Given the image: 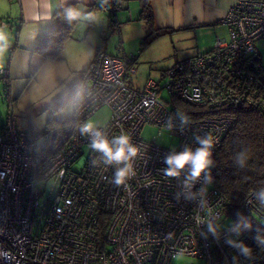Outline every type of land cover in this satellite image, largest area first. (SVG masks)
Listing matches in <instances>:
<instances>
[{
    "label": "built area",
    "instance_id": "obj_1",
    "mask_svg": "<svg viewBox=\"0 0 264 264\" xmlns=\"http://www.w3.org/2000/svg\"><path fill=\"white\" fill-rule=\"evenodd\" d=\"M119 9L116 3L101 8L104 14ZM219 24L227 39L217 38L209 52L176 62L140 87L133 84L135 56L96 53L71 97L72 117L42 137L20 130L8 115L0 129V264H172L178 257L189 264H225L226 258L232 264L235 251L224 240L233 221L224 214L226 199L214 186L213 171L207 200L211 212L219 213L210 221L221 223L219 240L194 219L207 220L208 209L183 195L177 201L179 181L160 171L171 150L198 146L197 134L212 133L215 160L234 124L232 111L251 109L264 117V65L256 48L264 41V0H237ZM0 75L7 77L6 71ZM184 106L203 114H195L184 131L175 121L169 132L164 121L177 110L185 113ZM100 109L109 112L103 125L109 136L124 132L139 149L136 175L120 187L111 182L114 168L93 166L96 154L77 130ZM146 126L176 145L143 139ZM241 213L252 230L240 239L255 256L242 264H264V251L253 240L256 229H264V207L250 194Z\"/></svg>",
    "mask_w": 264,
    "mask_h": 264
},
{
    "label": "rangeland",
    "instance_id": "obj_2",
    "mask_svg": "<svg viewBox=\"0 0 264 264\" xmlns=\"http://www.w3.org/2000/svg\"><path fill=\"white\" fill-rule=\"evenodd\" d=\"M132 4L130 2L131 8H133ZM120 13L125 14L127 11ZM92 17V20L81 18L75 25L71 34L73 39L65 43L61 60L45 62L35 76H31V74L39 65L40 59L18 50L16 53H12L11 59H9L10 47H12L11 50L15 47L16 35L9 32L6 36L2 32L4 29H0V37L5 40L9 37L12 42L2 53V38H0V68H8V63H11V67L8 69V88L6 87L7 79H2L3 77L0 75L2 77L0 78V129L8 115H11L20 130L37 132L36 135L42 137L46 135L43 131L52 126L49 124L50 120H60V125H62L64 120L70 119L73 115L72 100L71 97L66 98L70 90L78 85L77 77H80V72L90 66L96 46L102 45V50H105L108 55L121 58L135 56L136 86L140 87L148 77L158 79L161 72L169 69L176 62L209 52L213 47L215 36L226 35L223 28L212 34L202 29H195L187 31V33L165 35L143 47L141 45L143 35L135 34V28L140 26V22H133V25H129L133 28L132 32L124 33L122 28L119 33L116 28L110 25L107 15L104 13L95 12ZM0 24H5L4 19H0ZM256 48L262 65H264V41H258ZM26 55L28 56L27 60L25 59ZM29 57L33 60H29ZM29 65L31 66L28 68ZM164 97L170 98L166 92H164ZM64 100L66 101L63 103ZM58 102L61 103L55 110L53 106ZM108 115L107 109H100L89 120L103 126ZM142 137L148 141L154 138L156 144L166 148L176 145V140L168 135L158 136V130L152 126H146L143 129ZM191 262L188 258L178 257L172 264H189Z\"/></svg>",
    "mask_w": 264,
    "mask_h": 264
},
{
    "label": "clouds",
    "instance_id": "obj_3",
    "mask_svg": "<svg viewBox=\"0 0 264 264\" xmlns=\"http://www.w3.org/2000/svg\"><path fill=\"white\" fill-rule=\"evenodd\" d=\"M101 7L108 3V0H98ZM65 19L70 24L77 19L92 20L91 13H85L83 9H78L72 5H68L64 9ZM2 38V37H0ZM180 131L186 130L191 124V117L177 110L174 114L169 115L164 121L163 126L171 132L174 128ZM81 137L87 138L88 147L96 156L92 160L93 166L103 165L114 168L111 179L112 184L116 187L126 185L127 181L136 175L134 161L139 154L138 147L132 143L130 135L121 132L119 135L109 136L107 127L95 124L88 120L82 122L78 127ZM195 144L185 145L183 150L175 149L168 152L163 158L166 167L162 168L161 174L165 178H174L179 181V187L182 191L175 193V199L179 201L183 195L186 200L197 201V207L200 209H208L209 218L202 220L199 216L194 217L197 224H203L206 233L210 234L213 239L219 240L221 223L217 219L216 222H210L213 215L219 216V213H212L207 200V186L213 183L212 168L215 166L213 160V149L217 142L212 133L204 135H194ZM248 149H242L235 153L234 164L239 169H244L248 162ZM201 187L197 191H193L197 184ZM255 200L264 207V188L255 193ZM252 230V221L249 217L237 213V220L232 222L226 228L228 233L224 243L235 251V255L231 256L232 264H242V261L252 262L255 260L254 250L248 246L240 237L243 233ZM205 236V233H201ZM256 247L264 251V229L257 228L256 235L253 237ZM225 264H228L226 258Z\"/></svg>",
    "mask_w": 264,
    "mask_h": 264
},
{
    "label": "trees",
    "instance_id": "obj_4",
    "mask_svg": "<svg viewBox=\"0 0 264 264\" xmlns=\"http://www.w3.org/2000/svg\"><path fill=\"white\" fill-rule=\"evenodd\" d=\"M130 1L134 0H108V3H116L120 7L125 2ZM138 1L140 2L141 9L137 21L142 22L146 26V34L141 42L143 47L150 45L160 37L175 32L169 29L165 31L155 30L149 4L150 1ZM72 6L75 7V5ZM65 8L57 11L54 17V29L49 31L39 45L31 51L33 55L40 59V65H43L42 63L47 61H58L61 59L64 45L71 39L72 31L78 21H80V19H77L69 24L65 19ZM101 8L97 0L95 6L90 7L85 13H91L92 15L95 12H102ZM115 15L116 13H110L107 14V17L109 18L110 25L117 29L118 23L114 18ZM101 51H103L102 45L95 48V53ZM39 66L33 70L31 76H35ZM6 87L8 88L9 85L6 84ZM73 92H75L74 88L70 90L66 99L72 97ZM60 103L54 104L55 110H57V106ZM184 107L185 114L193 120H196L192 118L195 114H203L202 111L196 108ZM231 116L234 118V124L224 135L221 146L216 151L215 166L212 168V171L215 178L214 186L226 199L224 214L234 222L237 220V213L242 214L241 205L244 200L250 194L255 196L257 191L264 188V147H262L264 145L262 144L264 143V117L255 110L243 108L232 111ZM60 123V120L55 119L49 121V124H52L51 127L60 125ZM245 148L248 149L249 159L246 167L239 169L234 164V156L235 153Z\"/></svg>",
    "mask_w": 264,
    "mask_h": 264
},
{
    "label": "crops",
    "instance_id": "obj_5",
    "mask_svg": "<svg viewBox=\"0 0 264 264\" xmlns=\"http://www.w3.org/2000/svg\"><path fill=\"white\" fill-rule=\"evenodd\" d=\"M149 1L155 30L165 31L166 29H169L174 30L175 32L173 33H187V31L202 29L203 31L212 34L213 32L219 29L221 30V28H223L226 31V35H216L213 42L214 45L217 38L220 40L227 39V30L225 29V27L219 24V21L226 15L229 8L232 7L237 0ZM96 2L97 0H0V19H4L5 21V24L0 25V27H3L0 29H4L2 30V32H4L6 36L7 33L9 34V32L15 33L16 35V41L14 45L15 47L13 48V50H11L12 47H10L9 59H11L12 53H16L17 50L25 51L31 57H35V55L31 53V51L39 45V43L45 38L46 34L49 31L54 29V17L57 11L63 9L64 7H67L68 5H75L76 8L83 9L85 12L90 9V7H94ZM130 2L133 3V8L130 7ZM130 2H125L123 5H121V8L116 12V15L114 17L118 23L117 29L119 33H121L122 28L124 33L132 32L133 28L129 27V25H133V22L138 23L137 18L141 9L140 2L138 0ZM122 11H127V13H120ZM140 23V26L138 28H135V34L137 36L143 35L144 38L146 34V26L142 22ZM72 39L73 38L71 37V39L69 40ZM11 43L12 42L9 37H7L6 40L2 38L1 52L3 53L4 51H6V47H9ZM98 47H100V45L94 47V49ZM102 52H105V50H103ZM27 57L28 56L26 55V60ZM31 57H29V60L32 59ZM30 66L31 65H29L28 68ZM41 66L42 65L39 66V69L41 68ZM10 67L11 63H8V68H0V71H6L7 73V77L3 79H7L6 84L8 85V69ZM84 71L85 70L80 72L81 75ZM81 75L80 77H77L79 83L82 77ZM133 84L135 86L137 85L136 77L133 80ZM78 85L74 87V89H76Z\"/></svg>",
    "mask_w": 264,
    "mask_h": 264
}]
</instances>
